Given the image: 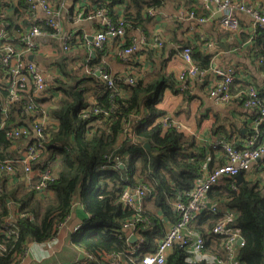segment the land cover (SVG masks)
<instances>
[{"label":"trees","instance_id":"obj_1","mask_svg":"<svg viewBox=\"0 0 264 264\" xmlns=\"http://www.w3.org/2000/svg\"><path fill=\"white\" fill-rule=\"evenodd\" d=\"M129 1L139 7L137 13L141 16L145 3L140 0H98L93 2L92 10L89 9L85 17L90 11L97 12L105 8L109 16L117 21L121 15L119 8ZM124 19L126 26L128 23L130 25V20H140L138 16L133 18L127 13ZM5 26L7 36L11 35V25L7 23ZM40 27L46 34L54 33L45 23ZM13 39L8 40L12 45ZM192 59L199 68L208 69V58L193 54ZM60 66L65 79L50 88L54 94H64L59 106L51 111V115L58 119L59 126H47L44 132L50 140L47 152L57 154L51 162L48 161L45 169L50 168L54 173V179L48 181L45 188L53 196L41 198L39 190L34 189L17 192L15 188L6 186L4 177L0 179V226L6 222L3 217L9 215V203L16 204L19 209L14 221L18 232L11 236L0 233V264H18L30 242L44 243L53 239L78 202L83 205L90 219L73 235L74 245L84 249L91 257L116 255L129 264H142L143 257L157 249L166 233L165 225L157 216L145 211L143 206L137 213L130 208L124 209L120 200L125 189L146 185L150 192L143 202L154 200L156 207L175 222L178 219L174 212L175 203L188 198L195 181L203 173L202 162L199 161L205 159V151L199 149L197 142L187 138L177 128L164 129L161 123H156L162 116L157 107L160 93L177 80L160 76L148 84L125 85L127 95L122 96L109 90L105 83L94 77H90L89 81L81 78L71 85L66 81V78L70 81V73L64 65ZM89 68L94 75L93 71L100 66L92 70L89 64ZM87 84H91L90 89L96 93L94 104H88L85 96L87 88L81 87ZM8 87L0 84V99H3V108L0 107V161L15 157L12 147L19 139L8 138L11 128L30 125V121H27L30 115L25 109L29 97L22 95L20 103L4 107L11 97ZM142 108L147 112V117L135 125L131 134L126 133L125 121L139 114ZM87 109L90 113L86 116ZM95 109L102 112H95ZM39 112L42 114L40 108ZM146 143L150 144L152 151L144 147ZM119 155L123 156V167L113 169V159ZM227 160L225 155L224 163ZM207 197L212 203L226 204L237 214L230 227L238 230L244 239L239 263L264 264V188L245 179L239 182L235 178H226ZM135 214L143 219L138 227L144 226V221L150 222L152 227L140 229L137 232L139 242L129 244L124 237L123 225ZM180 218L179 213L178 221ZM220 218L221 215L206 211L190 224L205 239V252L209 255H225L219 238L212 234ZM93 223L97 226L90 229L88 225ZM138 244L139 250L129 255ZM166 264L208 263L204 259H195L188 249L176 246L168 255Z\"/></svg>","mask_w":264,"mask_h":264},{"label":"crops","instance_id":"obj_2","mask_svg":"<svg viewBox=\"0 0 264 264\" xmlns=\"http://www.w3.org/2000/svg\"><path fill=\"white\" fill-rule=\"evenodd\" d=\"M94 1L98 0H49L54 10L61 13V33L59 36L43 33L34 37L35 46L31 51L26 50V46L20 39L23 35H29L33 27H40L48 20L45 10L40 6L34 9L27 8L29 4L26 0H2L0 3V31L5 30L7 23L11 25L9 29L11 35L7 36L8 40L15 38L13 46L22 54L24 62L33 65L47 79L50 97L42 100L39 106L42 121L49 123V128L59 126L58 119L51 115V111L59 106L64 94L62 92L54 94L50 88L56 82L65 79L60 65H64L70 73V76L68 75L70 81L67 78L66 81L71 85H75L81 78L89 81L90 77H94L99 80L95 68L100 66L113 76L131 72L137 78V84L151 83L153 80H158L160 76L177 80L160 93L157 107L162 112V116L156 120V123H161L166 129L162 120L169 118L171 127L177 128L187 138H193L199 149L205 151V159L199 161L202 162L203 170L200 177L213 171V168L223 166L226 153L222 149L213 148V144L219 141L223 140L240 149L258 135L257 146L264 148V122L258 123L264 109V67L259 61V58L264 55V38H262L264 32L255 28V18L252 15L235 11L233 16L239 21V29L234 30L222 26L221 20L224 14L215 0H140L139 2L145 3L141 9V16L137 13L139 7L129 1L128 4L119 8L120 14L124 16L127 13L133 18L138 16L140 20L136 22L130 20L123 40H110L103 49H97L93 48L89 42L97 32L106 29L103 18L85 17L81 20V14L87 13L89 9L92 10ZM241 1L244 5L264 14V0ZM191 13L205 21L200 22L190 18ZM145 37L150 40L148 45L143 42ZM66 39L70 40L68 49L64 48ZM153 40H161L163 45L156 46ZM124 41L125 44L138 45L136 63L126 64L120 59L118 50ZM187 47L192 49V55L199 54L208 58V69L199 68L192 59V65L204 71L205 74L195 79L187 78L181 81L179 75L190 66L183 56V51ZM89 64L91 69H95L94 75ZM217 69L234 71L230 98L221 103L214 101L208 95L221 80L216 75ZM0 84L8 85L7 75L1 66ZM81 87L87 88L85 96L88 104H94L97 96L94 90L90 89L91 84ZM252 90L258 93L259 105L256 107L249 104V101L254 99L251 96ZM120 92L122 96L127 95V89L124 86H121ZM146 117L147 112L144 108L139 114L130 116V120L125 121L128 133L131 134L135 125ZM27 126L32 135L30 138L19 139L13 145L14 158L22 156L23 150L32 143L36 135L31 125ZM146 149L152 151V147ZM56 157L57 154L54 155V152H48L46 157L35 165L34 170L44 171L48 161L51 162ZM47 169L50 170V168ZM51 172L54 175L52 170ZM32 175H27L23 166L19 165L14 175L3 174L0 179L5 178L8 188L25 192L30 191L29 185L38 186L37 174L32 173ZM241 176V180H238V176L235 180L241 182L245 179L264 188V163L261 161L255 163L249 172L242 173ZM34 190H39L41 198L53 196V193H48L47 189L35 188ZM207 199L211 204L229 212L233 221L236 220V212L226 204L212 203L208 197ZM140 205L145 211L163 221L165 232L178 222L179 213L176 208L174 212L178 219L175 223L156 207L154 200H146ZM8 207L10 216L3 217V221L11 219L14 222L19 211L18 206L9 203ZM89 219L90 216L83 205L76 203L71 216L61 226L57 235L44 243L30 242L18 264H108V255L90 258L84 249L72 243L75 232L85 226ZM96 226V223L88 225L90 229ZM139 229L146 230L147 225ZM138 234L136 237L139 242ZM136 247L137 249L133 252L131 249L129 255H134L139 250V244ZM188 252L195 259H204L208 264H221L215 261V257L224 259L226 256L208 254L206 257H200L194 252L193 247H189ZM121 261L123 264H129L123 259Z\"/></svg>","mask_w":264,"mask_h":264},{"label":"built area","instance_id":"obj_3","mask_svg":"<svg viewBox=\"0 0 264 264\" xmlns=\"http://www.w3.org/2000/svg\"><path fill=\"white\" fill-rule=\"evenodd\" d=\"M30 5V9H34L36 6L42 7L48 20L45 24L54 30L52 36H59L62 30V16L59 11L54 10V6L50 4L49 0H26ZM223 11V18L221 24L223 27L237 30L239 29V21L233 15L235 11L247 12L255 18V28L264 32V14L254 10V8L248 7L243 4V1L239 0H215ZM81 20L85 18V14H81ZM190 18L197 19L200 22L205 21L203 18H198L193 13L189 14ZM96 17H102L106 29L101 32H97L90 40L89 44L93 48L103 49L107 42L113 39L123 40L126 36V21L123 15H120L117 21H114L108 13V10L102 8L97 12H91L88 14V19H94ZM44 32L41 27L35 26L30 31L29 35L23 37L22 42L26 46V50H33L35 44L33 38L42 35ZM69 39H66L64 48H69ZM144 44L148 45L150 40L147 37L144 38ZM156 46H162L161 40H153ZM138 45H127L125 41L119 46L118 55L120 59L126 64L136 63V53L138 51ZM183 56L187 63L190 64L189 68L183 71L179 75L181 81L187 78L195 79L205 74L204 71H200L198 67L192 65V51L187 47L183 51ZM22 54L17 52L12 44L8 42L7 33L0 31V66L7 75L8 89L11 97L8 103L4 106H12L20 103L23 98L22 95H26L28 99L25 102V109L30 115V125L36 132L32 143L22 153L21 157L0 161V177L3 174L14 175L19 165L23 166L24 171L28 175L32 173L37 174L39 178L38 186L29 185V190L35 188L45 189L47 182L54 179V175L51 170H44L36 172L34 170L35 165L38 164L44 154H47V144L49 137L44 134L45 128L49 123L42 121V115L39 112L40 103L43 99L50 97L49 85L47 79L41 75L33 65L26 64L22 59ZM261 65L264 67V55L259 58ZM99 75V79L105 83L107 88L113 91L115 94H120L121 86L135 85L137 78L131 73L126 72L120 76H113L109 71L99 68L96 70ZM216 75L221 78L220 82L215 85L209 91V97L216 102H226L230 98V88L234 80V71L229 69H217ZM251 96L254 98L249 101L250 105L258 106V93L256 90H252ZM0 107L3 108V99H0ZM95 112H102L100 109H95ZM90 113V110H85V115ZM108 116V113H105ZM165 128L171 127L169 118L162 120ZM264 122V109H262V116L259 117L258 123ZM90 124L89 126H91ZM126 133H128V127H126ZM31 131L27 126H13L8 133L10 140H18L21 138H30ZM259 136L255 135L254 139L249 140L245 146L240 149L236 148L230 143L225 141H219V143L213 144V148L222 149L227 155V163L223 166L215 168L210 173L198 178L194 184L193 189L189 192L186 201H179L175 203L176 210L180 213V220L174 224L169 230L166 231L164 237L160 240L157 249L143 257L142 264H166L168 255L176 247H182L188 249L194 248V252L201 256H208L205 252L206 241L205 239L195 231L190 224L197 219L202 213L209 211L215 215H221L220 220L214 226L212 234L219 238L222 249L225 252V258L215 257V261L221 264H240L238 261L240 247L237 242L241 238L240 232L235 228H231L230 224L233 221L231 214L223 209H220L217 205L211 204L208 199V193L217 186L221 180L225 178H235L242 173L249 172L255 163H264V148L257 146ZM66 150L68 148H65ZM113 169L123 167V156L119 155L113 159ZM33 176V175H32ZM34 177V176H33ZM150 189L146 185H140L137 188L127 187L122 194L121 204L124 209H133L136 213L140 212L143 200L147 197ZM143 222V219L139 214H135L132 218L126 220L123 225L125 231V238L127 243L130 244V239L136 236L140 230L138 224ZM147 228L152 227L150 222L144 221ZM18 232V227L11 219L7 220L4 225L0 226V233L11 236ZM237 245V246H236ZM137 247L132 248V252ZM88 257L91 258L89 255ZM122 259L119 256H108V264H123Z\"/></svg>","mask_w":264,"mask_h":264},{"label":"water","instance_id":"obj_4","mask_svg":"<svg viewBox=\"0 0 264 264\" xmlns=\"http://www.w3.org/2000/svg\"><path fill=\"white\" fill-rule=\"evenodd\" d=\"M145 147L148 148V149H151V147H150L149 144H146ZM237 178H238V180H241V179H242L241 174H240ZM136 242H137V237H136V236H133V237L130 239V243H131V244H134V243H136ZM242 243H243V238H240L238 244H242Z\"/></svg>","mask_w":264,"mask_h":264},{"label":"rangeland","instance_id":"obj_5","mask_svg":"<svg viewBox=\"0 0 264 264\" xmlns=\"http://www.w3.org/2000/svg\"><path fill=\"white\" fill-rule=\"evenodd\" d=\"M47 154H48V152H47Z\"/></svg>","mask_w":264,"mask_h":264}]
</instances>
